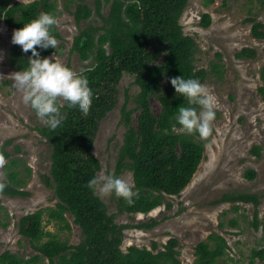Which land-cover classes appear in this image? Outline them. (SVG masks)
<instances>
[{"label": "trees", "instance_id": "16d2710c", "mask_svg": "<svg viewBox=\"0 0 264 264\" xmlns=\"http://www.w3.org/2000/svg\"><path fill=\"white\" fill-rule=\"evenodd\" d=\"M108 1L111 7L107 16L101 13L100 0L95 8L103 24L80 28L72 45V50L83 60H93L90 66L76 73L77 78L87 79L93 93L88 113L82 114L78 108L69 111L64 107L61 112L65 121L60 129L52 131L46 125L40 128L53 146L50 175L44 178L55 189L58 201L53 206L38 208L21 220V233L30 240L37 253L24 257L6 250L0 255L1 264H38L43 259H46L43 264H182L175 237H171L166 248L158 252L138 245H130L124 250L123 229L126 226L114 221L106 202L93 194L86 182L100 169V161L93 150L95 139L101 120L117 103L118 85L125 72L135 76L139 91L135 98L136 126L128 123L129 111L125 106L122 108L128 128L120 147L116 172L124 168L133 171L135 195L132 204L119 197L120 210L150 212L162 204L165 194L180 193L197 171L208 138L188 134L176 123L177 107L187 102L176 94L170 82L171 77L178 75L199 78L203 82L208 74L206 69L196 67L197 43L184 33L180 23L189 0ZM69 3H74L77 23L94 14L88 3L67 0L66 9L70 8ZM40 12H50L56 17V0L0 1L1 19L14 28L23 27V23ZM211 21V14L203 13L201 24L208 26ZM262 26L264 23L253 24L254 36L264 37ZM50 31L57 40L61 38L54 25ZM36 47L42 57L52 55L58 48ZM255 53L253 51L251 55ZM30 55L31 50L24 52L16 45L10 50L8 61L19 71L27 66ZM245 55H248V48L238 53V56ZM159 56H163L162 61L157 63L155 60ZM214 70L220 73L219 64ZM261 78L263 83L259 91L264 97V67ZM154 98L161 104L159 113L153 111ZM255 152L259 153L258 150ZM11 156L6 148L2 149L0 160L8 159V162L7 179L0 183V189L12 196L23 195L27 193L21 188L25 180L16 169L18 159ZM256 173L254 169H248L246 176L253 179ZM231 198L258 202L255 194L240 193ZM67 213L72 214L74 222L82 228V240L78 244H70L46 228V223L54 222L60 229H70ZM232 224L237 226L235 221ZM227 247L223 235L211 233L206 240L197 243L194 264H218ZM255 258L264 264V247L253 250L252 260Z\"/></svg>", "mask_w": 264, "mask_h": 264}, {"label": "rangeland", "instance_id": "374dc122", "mask_svg": "<svg viewBox=\"0 0 264 264\" xmlns=\"http://www.w3.org/2000/svg\"><path fill=\"white\" fill-rule=\"evenodd\" d=\"M80 1L94 9L92 17L77 23L74 3H69L70 8L66 9L67 0H56L57 23L54 25L61 38L53 53L75 73L90 66L93 60H83L72 50L74 36L89 24H103L95 11L98 0ZM100 2L101 13L107 16L111 2ZM205 12L212 17L208 26L201 24ZM255 22L264 23V0L187 2L180 23L184 33L197 43L194 63L197 68L207 70L202 83L217 100L213 131L207 137L204 157L190 183L178 194H165L162 204L150 212L128 213L120 210L119 197L114 194L101 197L114 221L126 226L123 229L124 250L138 245L158 252L175 237L182 264H194L197 243L216 232L228 243L218 264H263L258 258L252 260L253 250L264 247V97L259 91L263 83L264 37L253 35ZM14 29L0 15V154L6 148L12 158L18 159L16 169L25 180L21 188L27 193L12 196L0 189L3 206L0 209V255L9 250L29 257L37 251L21 233V220L38 208L55 205L58 198L44 178L50 175L53 150L51 142L40 131L45 124L22 102V94L8 77L16 71L8 61L10 50L19 45L11 41ZM260 29L263 31L264 26ZM244 48H248V55L238 56ZM253 51L256 53L251 55ZM162 57L155 62H161ZM216 64L221 69L219 74L214 70ZM134 81V75L124 73L118 85L117 103L101 120L93 149L100 161L98 173L120 175L132 188L135 184L133 171L124 168L116 172V166L128 123L137 125L135 98L139 86ZM123 106L129 111L128 123L124 121ZM152 107L155 113L162 108L155 98ZM7 162L8 159L0 160V183L7 179ZM248 169L257 172L255 178L246 176ZM240 193L255 194L258 202L231 198ZM67 217L70 229H60L54 222L46 223V228L70 244H78L82 240V228L74 222L72 214L67 213ZM233 221L237 226H233ZM43 260L38 264H43Z\"/></svg>", "mask_w": 264, "mask_h": 264}, {"label": "clouds", "instance_id": "9594fccd", "mask_svg": "<svg viewBox=\"0 0 264 264\" xmlns=\"http://www.w3.org/2000/svg\"><path fill=\"white\" fill-rule=\"evenodd\" d=\"M56 23L52 13L40 12L23 23V27L13 30L12 43L19 44L24 52L31 50V55L26 67L8 76L12 86L22 94V102L30 106L37 118L52 131L60 129L65 121L62 108L67 107L69 111L78 108L82 114H87L93 95L86 78H77V74L58 60L55 53L42 57L36 47L56 48L58 40L50 31ZM170 82L176 94L187 102L177 107L176 123L188 134L196 133L201 139L207 138L213 131L216 116L215 94L199 78L178 75L171 77ZM86 186L100 197L114 194L129 204L134 202L132 186L120 175L100 172L90 178Z\"/></svg>", "mask_w": 264, "mask_h": 264}]
</instances>
